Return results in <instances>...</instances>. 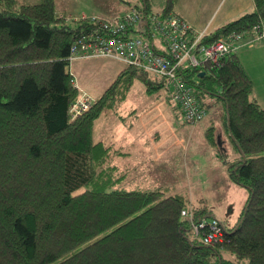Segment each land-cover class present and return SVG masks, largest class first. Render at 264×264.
<instances>
[{"label": "trees", "instance_id": "16d2710c", "mask_svg": "<svg viewBox=\"0 0 264 264\" xmlns=\"http://www.w3.org/2000/svg\"><path fill=\"white\" fill-rule=\"evenodd\" d=\"M253 1L255 11L203 43L264 23V0ZM143 2L152 14L151 2ZM175 2L166 0L158 15L172 13ZM94 27L90 18L70 25L55 0H0V264H264V108L238 55L185 75L208 112L221 105L217 113L235 151L224 160L227 176L249 192L228 227L206 207L183 216L190 199L167 187L126 190L113 163L125 153L95 141L96 121L127 99L136 80L149 94L165 88L150 73L125 65L92 108L71 120L80 95L71 50ZM134 33L150 37L146 27ZM205 136L220 149L217 127ZM213 220L221 230L210 244ZM203 221L196 233L194 224Z\"/></svg>", "mask_w": 264, "mask_h": 264}, {"label": "rangeland", "instance_id": "374dc122", "mask_svg": "<svg viewBox=\"0 0 264 264\" xmlns=\"http://www.w3.org/2000/svg\"><path fill=\"white\" fill-rule=\"evenodd\" d=\"M19 1L39 3L41 0ZM55 1L57 13L66 15L70 25L79 19H112L137 7L142 9L144 3L143 0ZM149 1L152 4L151 13L156 15L161 13L166 0ZM233 2L221 0L216 16ZM238 57L252 77L254 94L264 108V44L251 52L242 50ZM108 63L106 58H77L70 62L69 69L76 81L84 80L90 84L93 80H104L105 83L98 89L101 91L104 88L105 92L109 87L105 88L107 81L115 79L105 67ZM151 78L163 82L165 88L149 94L145 85L136 80L127 99L115 109L104 112L96 121L95 141L102 140L114 150L125 153L113 156V163L125 175L122 187L126 190L167 187L172 194L190 199L191 205L186 210L206 207L228 227H232L248 200L249 192L231 183L227 176L224 160L235 157V151L223 132L222 116L217 113L221 105L211 106L207 117L198 124H186L167 99V81L152 74ZM162 98L167 99L165 106L158 102ZM211 125L217 127L219 142L223 143L220 149L207 143L205 133ZM161 146L168 151L158 157L156 149ZM219 153L223 156L219 157Z\"/></svg>", "mask_w": 264, "mask_h": 264}, {"label": "built area", "instance_id": "2783aa9c", "mask_svg": "<svg viewBox=\"0 0 264 264\" xmlns=\"http://www.w3.org/2000/svg\"><path fill=\"white\" fill-rule=\"evenodd\" d=\"M95 27L82 33L74 46L70 60L89 58H109L127 66H135L152 75L164 78L168 83L169 97L181 112L182 121L196 125L205 119L208 110L199 102L193 84L185 80L189 68H203L207 64L219 66L225 58L243 47L253 48L264 41V23L249 31L231 33L214 43L205 44V32H197L189 23L175 13L167 16L146 14L135 8L112 19H91ZM149 30L150 37L133 36L134 32ZM163 42L166 51L156 48L155 41ZM96 99L80 90V95L70 108L71 120L88 112ZM182 215L192 216L187 210ZM206 222L194 224L196 233L204 228ZM207 243L214 242L221 230L216 220L209 225Z\"/></svg>", "mask_w": 264, "mask_h": 264}, {"label": "crops", "instance_id": "0c3cea01", "mask_svg": "<svg viewBox=\"0 0 264 264\" xmlns=\"http://www.w3.org/2000/svg\"><path fill=\"white\" fill-rule=\"evenodd\" d=\"M221 4V0H176L175 7L173 9V13L179 15L181 18H183L187 23H189L197 32H205L206 34H210L211 32L215 31L217 28L222 27L239 17L251 13L255 11V3L253 0H234V2L229 6L227 9L224 10L222 14H218L216 16V12L218 10V7ZM133 36H139L138 33H133ZM264 44V41L257 43L253 48L249 47H243L238 52L237 55L242 50H248V52H251L257 48L260 47V45ZM156 48L161 51L165 52L166 48L163 44V42L156 40L155 41ZM104 58V57H99ZM106 58V61H109L108 64L105 65L106 68H108V71L111 72V75L117 77L118 73L125 68V65L114 59ZM105 60V59H104ZM113 61V62H112ZM121 63V64H120ZM244 67V64H243ZM250 76V75H249ZM251 77V76H250ZM252 79V77H251ZM115 80V79H114ZM114 80H108L105 88L111 85V82ZM253 80V79H252ZM105 83L104 80H93L88 84L84 80H75V84L79 90L82 92H86L90 94L92 97H95L93 93L98 94L100 97L104 92V88L98 89V87ZM93 92V93H92ZM169 97V96H168ZM253 97L255 100L258 101L260 104V100L256 98L254 92ZM160 98V97H159ZM158 100L160 105L165 106L167 99L165 100ZM173 105V104H172ZM261 105V104H260ZM174 106V105H173ZM175 107V106H174ZM173 107V108H174ZM175 109V108H174ZM177 111L178 116L181 117V112L178 109H175ZM220 138V137H219ZM102 141V140H101ZM220 141V139H219ZM220 145L223 147V143L219 142ZM122 147V145H119ZM158 157H161L165 154V152L168 151V149L165 146H161L158 149ZM160 150L162 151L161 154H159Z\"/></svg>", "mask_w": 264, "mask_h": 264}, {"label": "bare ground", "instance_id": "6f19581e", "mask_svg": "<svg viewBox=\"0 0 264 264\" xmlns=\"http://www.w3.org/2000/svg\"><path fill=\"white\" fill-rule=\"evenodd\" d=\"M124 64V63H123ZM124 65H126V64H124Z\"/></svg>", "mask_w": 264, "mask_h": 264}, {"label": "water", "instance_id": "95a60500", "mask_svg": "<svg viewBox=\"0 0 264 264\" xmlns=\"http://www.w3.org/2000/svg\"><path fill=\"white\" fill-rule=\"evenodd\" d=\"M203 75V74H202Z\"/></svg>", "mask_w": 264, "mask_h": 264}]
</instances>
